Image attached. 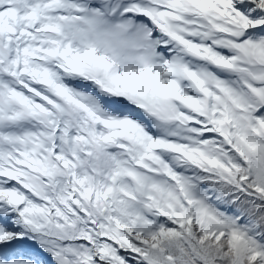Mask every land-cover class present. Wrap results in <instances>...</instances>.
<instances>
[{"label": "snow or ice", "instance_id": "1", "mask_svg": "<svg viewBox=\"0 0 264 264\" xmlns=\"http://www.w3.org/2000/svg\"><path fill=\"white\" fill-rule=\"evenodd\" d=\"M0 264H264V0H0Z\"/></svg>", "mask_w": 264, "mask_h": 264}]
</instances>
